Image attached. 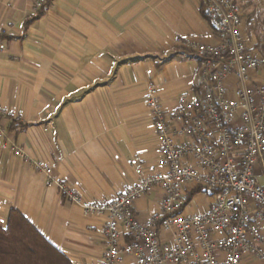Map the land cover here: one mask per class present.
Instances as JSON below:
<instances>
[{"label":"crops","instance_id":"crops-1","mask_svg":"<svg viewBox=\"0 0 264 264\" xmlns=\"http://www.w3.org/2000/svg\"><path fill=\"white\" fill-rule=\"evenodd\" d=\"M38 1L0 0V110L16 114L0 116V222L6 227L15 209L73 264H96L107 216L85 215L63 199L33 162L52 165L53 177L86 200L123 194L139 182L138 168L147 174L160 158L149 88L166 111L197 100L200 61L183 43L215 44L218 35L201 0H41V7L48 1L44 16L25 30ZM236 1L245 11L244 36L264 59V0ZM255 82L264 87V65ZM209 197L183 212H207ZM162 200L161 190L138 200L139 219L160 214Z\"/></svg>","mask_w":264,"mask_h":264},{"label":"built area","instance_id":"built-area-1","mask_svg":"<svg viewBox=\"0 0 264 264\" xmlns=\"http://www.w3.org/2000/svg\"><path fill=\"white\" fill-rule=\"evenodd\" d=\"M201 1L218 42L183 43L200 61L199 98L183 99L176 110L166 111L158 90H148L160 145L157 168L147 174L138 168L139 182L116 198L89 201L55 179L52 165L33 162L63 199L85 215L107 216L104 251L96 264H122L123 256L136 264L264 261V87L255 82L264 59L244 36L245 11L236 0ZM0 116L16 118L5 110ZM12 150L29 160L22 147ZM199 188L209 193V210L179 213L190 189ZM156 190L163 192L161 213L141 221L135 204ZM124 237L130 241L122 245Z\"/></svg>","mask_w":264,"mask_h":264},{"label":"trees","instance_id":"trees-1","mask_svg":"<svg viewBox=\"0 0 264 264\" xmlns=\"http://www.w3.org/2000/svg\"><path fill=\"white\" fill-rule=\"evenodd\" d=\"M48 4V1L46 5ZM46 5L25 21V30L45 14ZM216 32L215 25L206 12H203ZM12 40L15 37L1 36ZM201 188L188 195L181 212L191 203ZM0 264H73L67 256L55 248L19 211L13 209L6 227L0 222Z\"/></svg>","mask_w":264,"mask_h":264},{"label":"rangeland","instance_id":"rangeland-1","mask_svg":"<svg viewBox=\"0 0 264 264\" xmlns=\"http://www.w3.org/2000/svg\"><path fill=\"white\" fill-rule=\"evenodd\" d=\"M208 195L209 193L207 191H202L200 194H198L190 203L189 208H195L197 209L198 207V203L202 200V199H208Z\"/></svg>","mask_w":264,"mask_h":264}]
</instances>
